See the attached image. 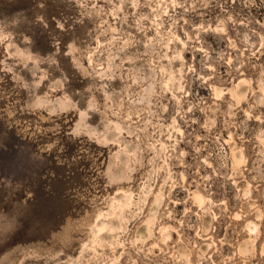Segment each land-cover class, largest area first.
Returning <instances> with one entry per match:
<instances>
[{
    "label": "clouds",
    "instance_id": "obj_1",
    "mask_svg": "<svg viewBox=\"0 0 264 264\" xmlns=\"http://www.w3.org/2000/svg\"><path fill=\"white\" fill-rule=\"evenodd\" d=\"M0 264H264V0H0Z\"/></svg>",
    "mask_w": 264,
    "mask_h": 264
}]
</instances>
